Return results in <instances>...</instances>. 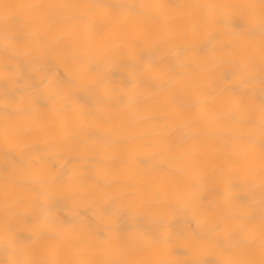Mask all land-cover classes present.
I'll list each match as a JSON object with an SVG mask.
<instances>
[{
    "label": "clouds",
    "instance_id": "9594fccd",
    "mask_svg": "<svg viewBox=\"0 0 264 264\" xmlns=\"http://www.w3.org/2000/svg\"><path fill=\"white\" fill-rule=\"evenodd\" d=\"M0 264H264V0H0Z\"/></svg>",
    "mask_w": 264,
    "mask_h": 264
}]
</instances>
